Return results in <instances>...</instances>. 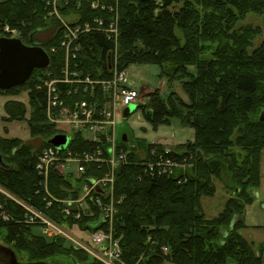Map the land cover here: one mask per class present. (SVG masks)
Listing matches in <instances>:
<instances>
[{
  "label": "trees",
  "instance_id": "obj_1",
  "mask_svg": "<svg viewBox=\"0 0 264 264\" xmlns=\"http://www.w3.org/2000/svg\"><path fill=\"white\" fill-rule=\"evenodd\" d=\"M211 8L222 13L212 22ZM73 11L82 20L99 15L87 4L77 10L65 8L62 14ZM238 12L263 14L264 0H120L115 8L117 42L103 32L83 38V71L94 78L109 77V57L115 54L122 69L130 64H154L170 80L177 77L187 99L176 91L163 99L154 96L149 110L141 105L144 116L155 126L177 117L195 130L193 141L168 154L160 143H141L144 161L132 151L131 162L118 170L116 199L120 203L114 233L128 264H264L262 252L241 233L246 227L245 206L255 199L251 191L258 192L263 176L264 46L248 52L254 34L250 29H241L237 37L241 52L227 45L215 52V59L203 57L209 50L207 44L223 40L224 23L232 28ZM108 22L109 16L106 26ZM50 24L54 28L52 37L38 43L36 35ZM5 25L17 29L25 44L43 46L50 53V67L59 70L64 59L59 48L62 24L49 15L45 0H3L0 37L4 36ZM53 47L57 48L55 52ZM42 75L43 69H35L25 85L0 90L28 92L30 110L19 100L8 101L5 109L6 119L11 121L25 119L29 111L32 138L55 133L45 114L46 95L35 88ZM74 145L75 149H87L80 138ZM123 146L128 148L126 142ZM159 153L164 160L186 167L159 174L157 169L140 164L157 160ZM0 155V186L44 209L41 197L36 195L34 148L17 137L0 138ZM214 178L220 179L230 194L221 213L208 218L202 200L215 194ZM68 184L52 175L51 189L56 195L63 196ZM0 203L16 216L23 214V208L1 192ZM47 214L66 222L54 210ZM0 228H5L7 241L30 258L68 254L87 264H101L91 261L85 251L67 244L65 239L48 240L34 234L32 226L0 222ZM164 247L169 249L167 254Z\"/></svg>",
  "mask_w": 264,
  "mask_h": 264
},
{
  "label": "built area",
  "instance_id": "obj_2",
  "mask_svg": "<svg viewBox=\"0 0 264 264\" xmlns=\"http://www.w3.org/2000/svg\"><path fill=\"white\" fill-rule=\"evenodd\" d=\"M2 2L0 0V5ZM45 3L49 15L62 24L59 48L64 52V59L59 70L50 67V60L49 66L42 68L43 75L35 86L36 90L46 95L47 121L57 132L43 137L44 143L35 154L38 174L36 195L41 197L44 209L0 186L1 193L23 208V214L16 216L0 203V222L37 225L46 238L65 239L67 244L85 251L96 262L128 264L123 260L120 239L114 233L117 205L120 203L116 199V186L118 170L131 162L130 155L135 150L129 142H126L128 148H124L123 136L118 141L117 118L124 116L128 106L143 104L141 92L130 81L127 68H120L117 54L109 57V77L104 79L84 73L80 59L84 49L83 38L89 34L103 32L117 42L119 31L115 8L117 10L120 0H45ZM85 4L99 15L92 20H82L75 11L62 14L65 8L77 10ZM3 34L8 38L20 36V32L9 25L3 27ZM51 50L55 52L57 48ZM56 135H67L68 145H53L50 140ZM77 138L87 149H75ZM173 150L171 147L164 148L167 154ZM135 152L144 161L145 152ZM153 154H156L155 151ZM143 161L140 163L142 166L157 169L159 174L166 171L173 173L176 168L186 167V164H178L171 159L164 160L160 153L155 161ZM53 174L69 182L63 188V196L56 195L51 189ZM52 210L66 222H58L47 214ZM163 251L167 254L169 249L164 247Z\"/></svg>",
  "mask_w": 264,
  "mask_h": 264
},
{
  "label": "rangeland",
  "instance_id": "obj_3",
  "mask_svg": "<svg viewBox=\"0 0 264 264\" xmlns=\"http://www.w3.org/2000/svg\"><path fill=\"white\" fill-rule=\"evenodd\" d=\"M209 12L210 21L217 19V14L221 13L220 10L211 8ZM237 13L238 20L234 22L232 28H227V24L224 23V32L222 33L223 40L212 42L207 44L209 50L205 52V58L215 59V52L220 48L224 49L228 45L230 50L235 52H241V48L238 46L237 37L242 32L241 29L244 26H253L254 28H260V34H256L252 45L247 49L248 52L255 51L254 47H258L262 41H264V15L255 14L253 12ZM222 14V13H221ZM264 14V13H263ZM229 27V26H228ZM53 24H50L46 29L40 31L36 35V41L40 44L47 42L53 35ZM189 70L196 71L195 67H189ZM127 74L132 83L141 92V101L144 109L151 107V101L153 97L167 98L170 93L176 91L179 95L187 99V94L183 90L182 84L178 78H172L171 80L162 75V69L159 65L154 64H130L127 67ZM183 81V80H181ZM10 100H19L25 103L28 110L31 109V103L27 91L20 94L12 93H0V138H13L17 137L26 142L32 139V132L29 126L28 111L25 119L20 120H7V114L5 104ZM134 105V104H133ZM264 112V110H262ZM262 112L259 113L261 117ZM57 132L55 131L54 134ZM72 134V132H68ZM124 134L128 135L129 146L135 151H140L139 146L141 143H161L164 147H171L175 149L177 146L185 144L189 141H193L195 137L194 128L185 125L177 117H172L167 124H160L155 126L152 122L146 120L141 106L128 117L122 116L117 118V139L122 140ZM262 180L261 186L258 189V197L245 206V224L246 227L242 229L241 233L250 242H253L258 251L264 255V151L262 154ZM214 184L216 187L215 194L213 196L204 197L202 200L203 210L208 218H214L218 216L224 208L226 199L229 196V191L225 187V184L220 180L214 178ZM74 230V229H73ZM77 230V229H75ZM32 231L34 234L43 235V230L40 226H33ZM80 231H78L79 233ZM7 232L5 228H0V246H7L12 248L22 256L27 257L25 252L18 251L13 244L6 239ZM50 240L49 238H47ZM260 248V250H259ZM57 258L56 261L62 264H87L85 261L78 260L72 255L68 254H56L51 255L48 258L41 260H50ZM93 261V258H90ZM171 264V263H166Z\"/></svg>",
  "mask_w": 264,
  "mask_h": 264
},
{
  "label": "water",
  "instance_id": "obj_4",
  "mask_svg": "<svg viewBox=\"0 0 264 264\" xmlns=\"http://www.w3.org/2000/svg\"><path fill=\"white\" fill-rule=\"evenodd\" d=\"M50 55L41 45L29 46L22 39L0 37V90L9 91L15 87L23 86L27 83L35 69L46 68L50 64ZM137 105H130L124 111V116L128 118L137 108ZM264 120V112L262 116ZM123 140L128 141V135H123ZM50 142L57 146H67L69 137L67 135H56ZM44 138L34 137L25 142L27 146L34 148V155L37 153ZM3 158L0 155V163ZM258 197V192L251 191Z\"/></svg>",
  "mask_w": 264,
  "mask_h": 264
},
{
  "label": "flooded vegetation",
  "instance_id": "obj_5",
  "mask_svg": "<svg viewBox=\"0 0 264 264\" xmlns=\"http://www.w3.org/2000/svg\"><path fill=\"white\" fill-rule=\"evenodd\" d=\"M243 29H250L253 32L254 37L256 34H260L261 31L260 28H254L253 26L250 25L244 26L242 30ZM253 40L251 41V45L253 43ZM263 46H264V41H262L258 47H254V48L255 50H258ZM56 260L57 258L50 260H41V259L30 258L29 256L25 257L14 251L10 247L0 246V264H62V263H58V261Z\"/></svg>",
  "mask_w": 264,
  "mask_h": 264
}]
</instances>
